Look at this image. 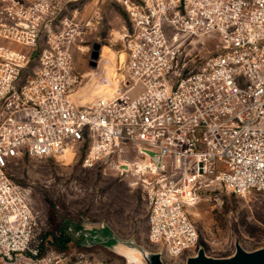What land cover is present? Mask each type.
<instances>
[{"label":"built area","instance_id":"2783aa9c","mask_svg":"<svg viewBox=\"0 0 264 264\" xmlns=\"http://www.w3.org/2000/svg\"><path fill=\"white\" fill-rule=\"evenodd\" d=\"M0 0V264H66L39 226L14 158L86 147L84 167L136 177L165 264L199 241L189 208L220 189L264 191V0H111L126 12L113 90L84 101L74 49L104 22L100 0ZM196 38L216 51L186 74Z\"/></svg>","mask_w":264,"mask_h":264},{"label":"rangeland","instance_id":"374dc122","mask_svg":"<svg viewBox=\"0 0 264 264\" xmlns=\"http://www.w3.org/2000/svg\"><path fill=\"white\" fill-rule=\"evenodd\" d=\"M86 3L88 17L96 6L94 0ZM98 5L103 24L77 39L73 52L77 69L86 77L80 93L90 100L113 90L119 63L125 59L122 37L129 27L120 5L111 0H100ZM96 42L101 50L93 65L91 51ZM216 42L193 39L180 54L177 73L186 74L203 57L214 54ZM85 151L81 147L56 158L25 155L12 159L8 171L26 189L38 215L33 245L48 243L46 253L54 250L66 264H138L129 259L131 245L160 252L148 236V201L137 178L109 165L84 167ZM189 211L199 241L177 264H185L200 248L210 256L229 257L237 242L248 251L264 247V191L245 195L226 189L208 192ZM66 237L70 241L61 249L57 241Z\"/></svg>","mask_w":264,"mask_h":264},{"label":"water","instance_id":"95a60500","mask_svg":"<svg viewBox=\"0 0 264 264\" xmlns=\"http://www.w3.org/2000/svg\"><path fill=\"white\" fill-rule=\"evenodd\" d=\"M101 44H93L91 51V61L95 65L100 56ZM125 244V243H124ZM132 254L129 256L131 262L138 264H165L161 252H150L137 246L129 247ZM185 264H264V247L248 251L239 242L236 244V251L229 257H214L206 253L204 248H200L197 254L187 257Z\"/></svg>","mask_w":264,"mask_h":264},{"label":"trees","instance_id":"16d2710c","mask_svg":"<svg viewBox=\"0 0 264 264\" xmlns=\"http://www.w3.org/2000/svg\"><path fill=\"white\" fill-rule=\"evenodd\" d=\"M63 240L64 241H60V242L57 241V246H59L61 249L66 248L67 243L70 241V239L68 237L64 238ZM47 245H48V243H45V242H43L41 244V255L46 254Z\"/></svg>","mask_w":264,"mask_h":264},{"label":"bare ground","instance_id":"6f19581e","mask_svg":"<svg viewBox=\"0 0 264 264\" xmlns=\"http://www.w3.org/2000/svg\"><path fill=\"white\" fill-rule=\"evenodd\" d=\"M101 81H102V80H101ZM102 83L105 85V82L102 81ZM94 94H95V93H94ZM92 95H93V93H92ZM88 96H89V95H88ZM88 96H86V97L84 98V101H88V100H90ZM92 98H93V97H92Z\"/></svg>","mask_w":264,"mask_h":264}]
</instances>
